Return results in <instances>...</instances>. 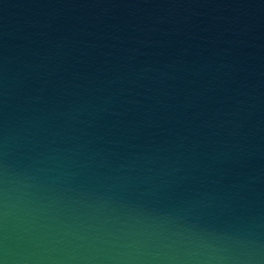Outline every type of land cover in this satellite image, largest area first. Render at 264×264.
Wrapping results in <instances>:
<instances>
[{"label": "water", "instance_id": "1", "mask_svg": "<svg viewBox=\"0 0 264 264\" xmlns=\"http://www.w3.org/2000/svg\"><path fill=\"white\" fill-rule=\"evenodd\" d=\"M0 260L264 264V0H0Z\"/></svg>", "mask_w": 264, "mask_h": 264}, {"label": "clouds", "instance_id": "2", "mask_svg": "<svg viewBox=\"0 0 264 264\" xmlns=\"http://www.w3.org/2000/svg\"><path fill=\"white\" fill-rule=\"evenodd\" d=\"M0 264H5V261H3V260H0Z\"/></svg>", "mask_w": 264, "mask_h": 264}]
</instances>
